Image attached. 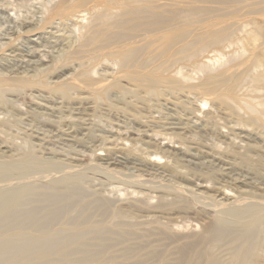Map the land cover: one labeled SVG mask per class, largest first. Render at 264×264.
I'll list each match as a JSON object with an SVG mask.
<instances>
[{
  "label": "bare ground",
  "instance_id": "1",
  "mask_svg": "<svg viewBox=\"0 0 264 264\" xmlns=\"http://www.w3.org/2000/svg\"><path fill=\"white\" fill-rule=\"evenodd\" d=\"M262 4L264 0H48L42 4L41 11L38 12L39 17H25L20 20L15 30L16 37L3 39V43H0L3 46L0 49L8 47L2 52L4 54L0 55V264H95L99 263L98 261L103 264L107 247H110L103 243L110 240L108 236H112L111 240L120 245L128 241L134 242L132 246L122 249L121 254V258L132 256L131 259H134L138 251L149 247L137 236L138 231H143L145 237H151V244H155L150 246L147 253V258L153 259L154 264L155 259H158L157 264H264L263 56H252L249 63L242 65L241 62V66L237 63L238 66L234 65L235 55L229 61L223 56V59H227L223 62L227 63L218 68L215 67L216 61L221 56L217 57V60L215 57V64H211L206 53L209 48L200 46L194 48V55L189 53L191 56L187 58L192 61L194 57L197 61L192 64L188 62L190 65L184 68L175 65L177 68L170 72L172 79L166 76V80L155 77L158 79L156 80L146 74L135 77L134 74L131 75L134 72L131 70L130 75L125 77L127 81L136 82L135 85L129 88L119 85L118 94L111 90L114 80H120L122 76L120 73V77H116L122 70L120 67V71L116 69L118 72L110 68L109 72L104 70L98 74L91 69L92 65L88 60L87 66H91V71L86 72L85 69L79 73L77 70L75 74V68L70 67L72 74L65 76L67 66L59 65L66 60L64 58L67 55L73 54L71 50L76 43L71 38L75 32L79 36L89 35L91 39H85L86 42L94 43L95 39L92 38L102 36L106 30L114 26L121 29L127 22L137 21L139 25L148 27L145 34L141 31L144 37L149 35L151 38L154 34H159L158 36H164L167 42L172 41L173 45H178L183 41L185 43L191 31L181 36H178L177 32L192 25L188 21L190 22L194 15H202L196 14L200 11L206 15L205 19L208 16L209 19H226L225 17L236 14L234 11L240 5L248 6L246 9L249 11L259 8ZM255 10L257 14L263 11L262 8L258 9L259 12L257 8ZM259 16H256V21ZM117 17H126V20L113 23L112 20ZM200 19L202 21V18ZM243 19L242 22H245L246 19ZM221 24L214 25L210 21L209 26L211 29ZM241 24L244 26L239 25L238 30L228 31L223 27L225 38L229 40L227 44L225 42L228 49L232 45L236 46V39L231 42V37L249 33L245 30L247 24ZM263 27L260 26L254 31L251 29L250 33L262 37ZM201 28L202 26L196 31L193 30L196 32L193 36L198 34L197 32L203 35L207 32ZM37 29L44 31V34L31 40L29 36L34 38L36 35L32 32L35 33ZM134 30L136 31V28ZM123 34L117 35L118 41ZM142 34L137 36L143 38ZM22 35H27L28 38L20 39ZM140 38L138 39L141 40ZM126 41L128 45V40ZM130 41L129 45H132ZM158 42L160 43L159 40ZM237 42L238 40L235 43ZM111 45L113 50L117 49ZM119 45L122 46L123 43ZM108 46L110 48V45ZM181 46L180 48H183ZM206 46L209 47L207 43ZM221 47L225 49L224 45ZM105 49L107 50L106 47ZM122 49L124 48H121V51ZM126 50L128 52V49ZM133 51L136 52L134 49ZM119 54L115 56L120 58ZM97 58L96 60L99 59ZM116 59L108 61L111 66L122 65V60ZM92 60L94 61V58ZM108 64L104 67L107 68ZM59 66L61 67L58 68ZM76 66L78 69L81 66L87 68L84 63H77ZM53 67L59 70L50 74L49 71ZM150 68L148 70H153L154 66L153 69ZM171 68L173 66L169 69ZM156 69L157 67L155 71ZM164 70L161 72L164 73ZM47 73L50 74L46 78L48 92L43 95L38 88L34 90V84L37 86L38 83H32L30 80ZM87 75L92 78L96 76L98 82L93 84L95 90L105 92L107 89L106 92L109 93H105L108 95L105 100H101L99 92L98 98L95 96L97 102L107 104L99 105L97 102L82 100L77 105H82L80 107L83 108L65 104L66 100L72 99V93L79 81L82 82L80 78L86 79ZM118 87L116 90L119 91ZM20 91L31 100L41 98L53 102V105L46 109L47 111L51 108L48 117L44 116L45 118L39 121L42 119L40 111L38 113L33 109L24 113L32 115L31 119L17 118L18 114L12 112L14 100L7 99L6 95ZM57 92V96L53 97V93ZM101 105L105 106V109H101V113L99 111L102 123L97 126L99 133L96 134V128L93 129L94 120L86 119L80 111L87 110L89 116L95 118L96 110L101 108ZM206 106L207 110H204ZM131 108L132 113L129 111ZM75 111L78 114H75ZM54 113H58L57 117L53 116ZM23 120L27 123L23 122L24 126H21V129L19 127V131H15L17 134H14L13 129ZM51 135L58 139L65 135L69 140L66 145L63 143V146H68V150H62L65 153L55 152L54 148H51L54 144L49 141L47 144L51 145L50 149L54 152L49 151L54 153L56 158L43 159V152L41 157L36 155V148H39V151L48 142L46 137ZM89 143H93L88 149L93 164L85 167L78 163L80 159L77 158L86 153L85 147ZM9 145L12 149L20 150L21 154L18 153L20 155L15 157L5 156L4 150L8 151ZM99 152H104V157L96 154ZM86 169H90L92 174L102 175L105 187H109L108 192L119 194L124 191L135 200H130L132 203L128 201L130 203L125 207L115 209L110 198L96 200L95 197L96 201L91 203H96L103 215L110 216V221L99 218L92 221L90 216L83 217L80 214L83 207L77 206V203H84L82 187H85V179H91L86 175ZM38 180H45L46 185H43L44 182L42 186L37 184ZM122 185L123 189L120 188ZM122 195L124 196L120 194ZM46 201L51 204V209H47L43 204ZM71 211H74L76 216H68ZM131 216L144 217V220L142 218V221L134 223ZM159 219L164 221L158 222ZM164 240L166 242H163ZM90 244H96L99 249L87 250L86 247ZM135 260H132L133 263ZM138 260L142 261V258ZM114 261L105 258L104 262L115 264Z\"/></svg>",
  "mask_w": 264,
  "mask_h": 264
},
{
  "label": "rangeland",
  "instance_id": "2",
  "mask_svg": "<svg viewBox=\"0 0 264 264\" xmlns=\"http://www.w3.org/2000/svg\"><path fill=\"white\" fill-rule=\"evenodd\" d=\"M10 1V2H9ZM17 1V2H16ZM29 1V2H28ZM35 1V2H34ZM43 1H48V0H0V43H3V39L5 40L6 38L8 39V38H15L16 37V29H17V25H18V23H20L21 21L20 20H22V19H25V17H26V19H31V18H37V17H39V13L38 12H40L41 10H40V8H41V6H42V4H45ZM21 2V3H20ZM43 2V3H42ZM12 3V4H11ZM19 3V4H18ZM21 4V5H20ZM20 6V8H18ZM246 7H248V6H246ZM246 7H244V6H238L236 9L237 10H235L234 12L236 13V14H233L232 16H227V17H225L226 19H224V18H210L209 19V16H208V18L207 19H205V14H203L201 11H200V13H196V14H202V15H194L193 16V18L192 19H190V22L188 21V23H190V24H192V25H188V26H186V28L184 27V29L182 28V30H180L179 32H177V35L178 36H181V35H185L186 33H188L189 31H191V32H193V34H191V32L190 33H188V35L187 36H189L187 39H185V43H184V41L182 42V43H180V44H178V45H173V43H172V41H169V42H167V40L165 39V38H163L162 36H158L159 34H154V36L152 37L151 36V38H150V36L148 35L147 36V38H146V36L144 37V34L146 33L145 32V30L148 28V27H146V25H139V22H137V21H133V23L130 21V22H127L126 24L128 25H125V26H123L121 29L120 28H118V27H116V26H114L113 28H111V29H108V30H106L104 33H102V36L100 35V37H97V38H92V39H95L94 40V43L91 41H87L86 42V40H88L89 38H90V36L89 35H82V36H79V34H77L76 32H75V34H73V38H71L73 41H75L74 43H76V44H74V46H73V44H72V53L74 54H71V55H67L65 58H64V60L65 61H67V62H65L64 60V62L63 63H59V65H62V67H64V65L65 66H67L66 67V71H65V76H68L69 74H72V73H70V72H72L71 71V68H75V74L77 73V70H78V72L79 73H81L82 71H85V69H87V71L86 72H89V71H91V69H93V70H95V72L96 73H98V72H100V73H102V71H107L108 70V72H109V70H110V68H112L113 69V71L114 72H118V71H120L121 69V71L120 72H118L117 73V76H116V73H115V76L116 77H120L119 75H120V73L122 74V76H123V78H126L125 76H127L128 74L130 75V73L132 72V71H134V72H132L131 73V75H133V76H135V77H140V75L141 76H145V74H146V76L147 77H153V78H155V77H158V79L159 80H166L167 78H166V76L168 77V79H172V76L170 75V72L172 71V70H174V69H176L178 66H183V68L184 67H186V66H189L190 64H192V63H194V62H196L197 61V59L196 58H194V57H192V61L191 60H188L187 58L188 57H190L191 55H194V52H192V51H195V49L194 48H198V47H200V46H205V48L206 49H208V50H206V53H207V55H208V59H210L211 61H210V63L211 64H213L214 62L213 61H215V57H216V60L218 59V58H220V56H221V60L220 59H218L219 60V63H218V60L216 61V64H217V66H215V67H218V68H221L222 66H220V65H223V64H225V63H227L226 61H227V59H225V58H228V61H229V59H231V57L233 56V55H235V56H233L234 58H235V62H234V65L237 63V64H239V66H241V62H242V65H244V64H247V63H249L252 59H250V57H252V56H258V55H260V56H263L264 57V35L261 37L260 35H259V37H257L258 35H253L252 33H250V31L252 32V30L254 31V29H256V28H258V27H263L264 26V17H263V13H264V4H262V5H260V7L258 8V7H256L257 8V11H258V9H261L262 8V10L263 11H261L260 13H256V8H253V9H249V11H248V8L246 9ZM13 8V9H12ZM36 9V10H35ZM239 9V10H238ZM244 9V10H243ZM241 10H242V12H241ZM36 11V12H35ZM259 12V11H258ZM31 13V14H30ZM34 13H36V14H34ZM38 13V14H37ZM11 14V15H10ZM248 15V17L246 16V15ZM252 14V16H250L249 17V15H251ZM259 14H260V16H259ZM33 15H35V16H33ZM37 15V16H36ZM246 16V18H244L245 16ZM254 15V16H253ZM259 16V17H257V21H256V16ZM201 16V17H200ZM241 16H243V18L241 17ZM198 17V18H197ZM236 17H239L240 18V20H239V18L237 19ZM263 17V18H262ZM200 18H202V21H201V19ZM234 18H236V19H234V21H233V19ZM249 20H248V19ZM251 18V19H250ZM260 18V19H259ZM195 19V21H197V22H195L196 24V26L194 25V22L192 21V20H194ZM204 19V20H203ZM213 19H215V20H213ZM242 19H243V21L245 20V22H242ZM124 20H126V17H120V18H115V20L113 19L112 21H113V23L114 22H120V21H124ZM223 20V24H221V21ZM227 20V21H226ZM229 20L231 21V22H229ZM210 21H211V23L212 24H214V25H218L219 23L221 24L219 27L218 26H216V27H214V28H211L210 29ZM224 21H226V22H224ZM248 21V22H247ZM249 21H250V23H249ZM193 22V23H192ZM229 22V23H228ZM259 22V23H258ZM131 23V24H130ZM137 23V24H136ZM200 23V24H199ZM235 23V24H234ZM241 23H243V24H247V25H245V27L247 28H245V30H246V32L250 35H246L245 34V36H244V34H242L241 36L240 35H234L233 37H231L232 39V41L231 42H233L235 39H236V41L238 40V42L237 43H235L236 41H234V45L236 44V46H231V48L230 49H228L227 47H226V45H225V42H226V44H227V42L229 41L228 40V38L226 39L225 37V34H224V30H223V27H226L227 28V30L229 31V29H231L230 31H232V30H238V28H240V26L242 25ZM199 24V25H198ZM224 24H225V26H224ZM234 25V27H232L233 25ZM250 24V25H249ZM252 24V25H251ZM262 24V25H261ZM6 25V26H5ZM108 25V24H107ZM136 25H137V27H136ZM227 25V26H226ZM230 25V26H229ZM232 25V26H231ZM240 25V26H239ZM255 25H256V27H255ZM259 25V26H258ZM141 26V28H142V30H140L141 28H139ZM202 26V28L201 29H203V31L204 32H206V30H207V32L206 33H204V35H209V37L206 35V36H204L202 33H200V32H197L198 34H196L195 36H193L195 33H194V31H196V29L197 28H199V27H201ZM242 26H244V25H242ZM251 26H254V27H251ZM188 27V28H187ZM189 27H191V29L189 28ZM193 27H195L196 29L194 30V28ZM237 27V28H236ZM248 27H251V28H248ZM130 28V29H129ZM136 28V31L134 30V29ZM215 28H219V29H215ZM264 28V27H263ZM121 30V32H120V30ZM123 29V30H122ZM126 29V30H125ZM127 29H128V31H127ZM132 29V30H131ZM189 29V30H188ZM210 29V30H209ZM213 29V30H212ZM252 29V30H251ZM109 30H111V31H109ZM115 30V31H114ZM124 30H125V32H124ZM131 30V31H130ZM134 30V31H133ZM194 30V31H193ZM218 30V31H217ZM222 30V31H221ZM10 31V32H9ZM23 31H25V29L23 30ZM38 31V32H37ZM37 31H35V33L34 32H32V34H35L36 36L33 38V36H29V38L31 39V40H34V39H36V37L38 36V35H42V34H44V33H42V32H44V31H41V29L39 30V29H37ZM48 31V30H47ZM127 31V32H126ZM137 31H138V33H137ZM139 31H140V33H139ZM144 33V34H142V32ZM108 32H110V33H108ZM131 32H134V33H131ZM218 32H221L220 34L218 33ZM84 32H81V34H83ZM106 33V34H105ZM126 34V35H124V34ZM200 33V34H199ZM218 33V34H217ZM222 33H223V35H222ZM5 34H6V36H5ZM61 34V33H60ZM60 34H57V36L58 35H60ZM80 34V35H81ZM108 34V35H107ZM119 34V36H120V34H123L122 36V38L121 39H119L120 41H118V39H117V35ZM128 34V35H127ZM142 34V36H143V38L141 37V36H137V35H141ZM28 35H31V34H28ZM74 35H77V37L76 36H74ZM104 35V36H103ZM135 35V36H134ZM161 35V34H160ZM200 35H202V36H200ZM213 35H215L214 36V38H213ZM252 35V36H251ZM84 36V37H83ZM126 36H128V38L126 37ZM157 36V37H156ZM192 36V37H191ZM218 36L220 37L219 39H218ZM21 38L20 39H27L28 37H27V35H22V36H20ZM141 37V38H140ZM155 37V38H154ZM160 37V38H159ZM162 37V38H161ZM222 37V38H221ZM234 37H236V38H234ZM247 37V38H246ZM82 38V39H81ZM132 38V39H131ZM134 38H136V40H133ZM138 38H140L141 40H139ZM144 38H146V39H144ZM216 38V39H215ZM238 38V39H237ZM74 39H76V40H74ZM86 39V40H85ZM91 39V38H90ZM129 39H131V41L129 40ZM153 39H155V40H153ZM160 39H164V41H162L161 42V40ZM202 41H201V40ZM250 39V40H249ZM255 39V40H254ZM114 40V41H113ZM126 40H128V45L126 44L127 43V41ZM142 40H144V41H142ZM146 40V41H145ZM158 40L160 41V43L158 42ZM187 40V41H186ZM221 40H223V41H221ZM82 41H84L83 43H82ZM125 41V42H124ZM129 41L131 42V43H133L132 45H135L137 42L139 43V45H138V43L135 45V46H132V45H129ZM140 41H142L141 43H140ZM154 41V43L156 44V43H158V44H160V45H158V44H154V43H151V42H153ZM215 41V42H214ZM218 41L220 42V43H218ZM259 41H261L262 42V44H261V42H259ZM86 42V43H85ZM117 44H116V43ZM136 42V43H135ZM222 42H224V43H222ZM246 42V43H245ZM249 42V43H248ZM80 43V44H79ZM82 43V44H81ZM119 43H123V45H125L126 46V49H128V52H127V50L125 49V46H121V45H119ZM125 43V44H124ZM130 43V44H131ZM205 45H204V44ZM206 43H207V45H209V47H207L206 46ZM215 43V44H214ZM251 43H253V44H251ZM89 44V45H88ZM106 44H107V46H106ZM111 44H113L114 45V48H117V49H114L113 50V48H111ZM150 46H152V47H150ZM152 44V45H151ZM153 44H154V46H153ZM181 44H182V46H183V48H185V49H183V48H180V46H181ZM184 44L185 45H188L189 46V48H188V46H184ZM190 44V45H189ZM211 44V45H210ZM240 45V47H237V46H239ZM241 44H243V45H241ZM250 44V45H249ZM259 44V45H258ZM80 45V46H79ZM108 45H110V48H109V46ZM119 45V46H118ZM146 45V46H145ZM157 45H158V49H157ZM191 45H193L194 47H192ZM225 46V49H224V47H221V46ZM249 45V46H248ZM88 46V47H87ZM102 46V47H101ZM116 46V47H115ZM118 46V47H117ZM129 46V47H128ZM160 46V47H159ZM181 46V47H182ZM242 46H244V48H242ZM248 46V47H247ZM262 46V47H261ZM0 47H2L3 48V46H2V44H0ZM77 47H79V48H77ZM105 47L107 48V50L105 49ZM113 47V46H112ZM133 47V48H132ZM230 47V46H229ZM262 49H261V48ZM8 48V47H7ZM7 48H5V49H0V51H1V53H0V55H3L4 53H2V52H5V50L7 49ZM75 48H77V49H75ZM97 48V49H96ZM121 48H124V49H122L123 51H121ZM149 48V49H148ZM153 48H155V49H153ZM193 48V49H192ZM239 48V49H238ZM242 48V49H241ZM250 48V49H249ZM82 49V50H81ZM130 49V50H129ZM133 49L136 51V52H134L133 51ZM153 49V50H152ZM222 49V50H221ZM228 50V52H227V50ZM232 49V50H231ZM239 51H238V50ZM76 50V51H75ZM99 50V51H98ZM110 50V51H109ZM238 52H237V51ZM243 52H242V51ZM249 51V52H246V51ZM251 50H253V51H251ZM96 51H98L97 53H96ZM101 51V52H100ZM109 51V52H108ZM121 51V52H120ZM126 51V52H125ZM131 51V53H129ZM234 51V52H233ZM257 51V52H256ZM101 54H103V55H101ZM112 52V53H111ZM184 52H185V54H184ZM214 52V53H213ZM226 52H227V54H226ZM251 52H253V53H255V54H253V53H251ZM99 53V54H98ZM113 54L114 53V55H111V54ZM120 53V54H119ZM122 53V54H121ZM159 53H160V55H159ZM183 55H182V54ZM191 53H193V54H190ZM205 53V54H206ZM220 55H219V54ZM233 53V54H232ZM235 53V54H234ZM238 53V54H237ZM245 53H246V55H245ZM76 54V55H75ZM109 54V55H108ZM115 54H116V56H118V54H119V56H120V58L119 57H116L115 56ZM131 54H132V57H131ZM134 54V55H133ZM152 56H150V55ZM161 54H162V56H161ZM180 54V55H179ZM222 54V55H221ZM237 54V55H236ZM100 56V57H98V56ZM106 55H108V57L106 56ZM125 55V56H124ZM149 55V56H148ZM176 55V56H175ZM182 55V56H181ZM186 55H187V57H186ZM217 55H219V56H217ZM230 57H228V56ZM72 58V60H71V58ZM75 56V57H74ZM96 56V57H95ZM102 56V57H101ZM106 58H105V57ZM111 56V57H110ZM115 56V57H114ZM121 56H123L122 58H121ZM130 56V57H129ZM225 57L224 59L226 60V61H224L223 62V58L222 57ZM240 56V57H239ZM99 59H98V58ZM134 57V58H133ZM167 57V58H166ZM183 57V58H182ZM218 57V58H217ZM242 57V58H241ZM69 58V59H68ZM94 58V61L96 60V58L98 59V60H96L95 61V63H94V61L92 60ZM103 58H105V61L104 62H102L103 61ZM116 59V60H122V65H119V66H111L112 64H110L108 61H112L111 59ZM130 58V60H128ZM133 58V59H132ZM146 58H147V60H146ZM151 58V59H150ZM163 58V59H162ZM165 58V59H164ZM168 58H169V60L170 61H172V62H170L169 60H168ZM171 58V59H170ZM176 58H178V60L176 59ZM180 58V59H179ZM185 58V59H184ZM102 59V60H101ZM124 59V60H123ZM167 59V60H166ZM183 59V60H182ZM196 59V60H195ZM250 59V60H249ZM85 60V61H84ZM90 61V65H92V67H91V69H90V67L89 66H87V64H88V62ZM106 60H107V62L109 63H107L106 62ZM159 60V61H158ZM166 60V61H165ZM177 60V61H176ZM181 60V61H180ZM186 60H188V61H186ZM99 61V62H98ZM133 61V62H132ZM168 61V62H167ZM178 61H179V63H178ZM191 61V62H190ZM238 61V62H237ZM81 62V63H80ZM85 62H87V63H85ZM106 62V63H105ZM127 62H129V64H127ZM142 62V63H141ZM153 62V63H152ZM164 62V63H163ZM170 62V63H169ZM183 62V63H182ZM187 62V63H186ZM190 64H189V63ZM223 62V63H222ZM77 63H78V65H82L83 63L85 64V66L87 67V68H85V67H83V66H81L79 69H78V67L76 66L77 65ZM99 63H101V64H99ZM105 65H104V64ZM118 63H120V62H118ZM146 63H148V64H146ZM151 63H152V65H151ZM158 63V64H157ZM166 63V64H165ZM175 63V64H174ZM177 63V64H176ZM88 64V65H89ZM97 64V65H96ZM106 64H108V66H110V67H108L107 66V68H105L106 67ZM139 64H140V67H138L139 66ZM161 64V65H160ZM163 64V65H162ZM169 64V65H168ZM172 64H174V65H172ZM215 64V63H214ZM236 64V66H238ZM95 65V66H94ZM100 65H102L101 67H99ZM116 65H118L117 63H116ZM125 65V66H124ZM128 65V67H126ZM133 65H134V67H133ZM136 65V66H135ZM175 65H177V67L175 66ZM105 66V67H104ZM123 66V67H122ZM153 66H154V69H153ZM169 66V67H168ZM171 66H173V68H171V69H169ZM220 66V67H219ZM231 66V65H230ZM61 66H59L58 68H60ZM71 67V68H70ZM121 69H120V68ZM137 67L139 68V69H137ZM141 67H143V68H141ZM149 67H151L150 69H153V70H148V68ZM157 67V69H156V71H155V68ZM158 67H162L161 69L160 68H158ZM55 68V69H54ZM57 67H53V69L51 68L50 69V71H49V73L50 74H52L53 73V71H56V70H59L58 68L56 69ZM77 68V69H76ZM84 68V69H83ZM98 68H100V69H98ZM105 68V69H104ZM123 68H128V69H123ZM132 68H134V69H132ZM145 68V69H144ZM179 68H182V67H179ZM101 69H103V70H101ZM118 71H117V70ZM143 69V70H142ZM160 69V71H158ZM165 69V70H164ZM97 70V71H96ZM101 70V71H100ZM116 70V71H115ZM132 70V71H131ZM147 71V73H144L145 71ZM161 70L163 71L164 70V73L163 72H161ZM124 71H126V72H124ZM127 71L129 72V73H127ZM131 71V72H130ZM151 73H150V72ZM154 71V73H152ZM158 71V72H157ZM167 71V72H166ZM136 72H139V73H136ZM144 73V74H142V73ZM155 72L156 73H159L158 75L157 74H155ZM166 72V73H165ZM49 73H47L46 75L45 74H42V75H39L38 77H36L35 79H31L30 81L32 82V83H38V85L36 86L35 84H34V90H36L37 88V90H40V91H42L43 92V95H47V94H45V92L47 93L48 92V90H46L47 89V82H46V78L47 77H49L50 76V74ZM78 73V74H79ZM127 73V74H126ZM149 73V74H148ZM160 73H162V75L160 74ZM169 73V74H168ZM73 74H74V72H73ZM99 74V73H98ZM119 74V75H118ZM148 74V75H147ZM153 74H155V75H153ZM139 75V76H138ZM151 75H153V76H151ZM122 76L120 77V80L118 79L117 81L116 80H114L115 82H113L114 83V85H113V88H112V90H111V92H114V93H117L118 94V92H120V88L118 87L119 85H122V86H125V87H127V88H129V87H132V86H134L135 84L134 83H136V82H133V81H127V78L126 79H123L122 78ZM171 76V77H170ZM115 77V78H116ZM165 77V78H164ZM94 78V79H93ZM91 77L90 75L88 76H86V79L85 78H82L83 80H84V83H83V80L80 78V80L82 81L81 83H80V81H79V84H78V86H76L75 88H74V91H73V93H72V95H73V97H72V99L71 100H66L65 101V104L67 103V104H71V106L72 105H74L73 107H75V106H77V107H80V106H82V105H77V103H81L82 101H85V102H97L98 101V93L97 92H99V91H97V90H95L94 88H93V84L95 83V82H98V80H97V78H96V76L95 77ZM162 78V79H161ZM90 79H93V81H91V82H89L90 81ZM117 79V78H116ZM122 79V80H121ZM136 79V78H135ZM135 79H134V81H135ZM156 79V78H155ZM158 79H156V80H158ZM124 80V81H123ZM126 81L130 84V86L126 83ZM133 82V83H132ZM40 83V84H39ZM118 83V84H117ZM121 83V84H120ZM81 84H82V86H81ZM124 84V85H123ZM81 86V88H80V86ZM86 85V86H85ZM128 85V86H127ZM132 85V86H131ZM42 87V88H41ZM43 87H46V88H43ZM116 87H118L119 88V91L118 90H116L117 88ZM82 88H85V89H82ZM93 88V89H92ZM43 89H45V90H43ZM78 89V90H77ZM106 90L107 89H105V92L104 91H100L99 92V96H100V98H101V100H105L106 99V97L108 96H106V94L105 93H109L108 91L106 92ZM26 92V91H25ZM94 92V93H93ZM101 92H103L105 95H103V93H101ZM97 93V94H96ZM8 94V93H7ZM57 94H58V92L57 93H53V97H56L57 96ZM96 94V95H95ZM6 96H8V98L7 99H11V100H14V102H13V104H12V109H14L12 112L15 114H18V116H17V118L19 117H21V118H29V119H31V117H32V115H29V114H24L25 112H31L33 109L34 110H37V112L39 113V111H40V117L42 118V119H39V121H41V120H43L46 116H47V114H49L50 112L49 111H51V108L49 109V110H47L46 111V109H48V107H50L51 106V104L53 103H51V102H49L48 100H43V99H37V100H31L28 96H26V95H23V94H21V91L20 92H16V93H13V94H8V95H6ZM82 96V97H81ZM97 98H96V97ZM78 97V98H77ZM82 98V99H81ZM88 98V99H87ZM95 98H96V100H95ZM105 98V99H104ZM161 99V98H160ZM41 100V101H40ZM82 100V101H81ZM159 100V99H158ZM70 101V102H69ZM57 102H59V101H57ZM162 101H160V103H161ZM99 105L100 104H103V105H106L107 104V102H97ZM44 104V105H43ZM45 104H47V106L45 105ZM97 104V105H98ZM15 105V106H14ZM49 105V106H48ZM53 105V104H52ZM86 105V104H85ZM43 106V107H42ZM39 107V108H38ZM57 107V106H56ZM76 107V108H77ZM86 107H88L87 105H86ZM105 107V106H104ZM102 105H101V108H99L98 110H96V116H95V118L94 117H90L89 116V114L90 113H88L89 111H87V110H85V111H83L82 109H81V111H80V108H83V107H80L79 108V110H78V112L80 111L81 113H83L84 114V117H87L86 119H93L94 121H93V129L94 128H96V129H94L95 131H97V132H95L96 134L97 133H99L98 132V127L97 126H99L101 123H102V119L100 118V114H99V111H100V113L101 112H103V110H101V109H105ZM207 107L208 106H206V107H204L205 109L204 110H207ZM32 108V109H31ZM39 109V110H38ZM133 108H131V109H129V111H131V113H132V110ZM43 110V111H42ZM46 111V112H45ZM49 112V113H48ZM76 112L77 111H75V114H76ZM78 112H77V114H78ZM85 112V113H84ZM46 113V114H45ZM86 113H88V116H87V114ZM19 114H20V116H19ZM58 115V113H54V117H57V115ZM65 115H67V113H64ZM56 115V116H55ZM23 116V117H22ZM28 116V117H27ZM31 116V117H30ZM45 116V117H44ZM93 116H94V114H93ZM48 117V116H47ZM53 119H56V118H53ZM97 119V120H96ZM19 120H21V119H19ZM28 121V120H27ZM101 121V122H100ZM23 122L24 123H27L26 122V120H23V121H21V122H19L18 123V126H17V128L15 127L14 129H13V132H15V131H19V127H20V129L22 128L21 126H24L23 125ZM100 123V124H99ZM19 124H21V125H19ZM17 129V130H16ZM13 132H12V134H13ZM14 134H17L16 132L14 133ZM59 135H62V134H59ZM18 136L21 138L22 137V135L19 133L18 134ZM52 135L51 136H48V137H46V139L45 140H47L48 142H46L44 145H43V147L44 148H47L48 150L46 151V150H44V148L43 147H41V149L38 151V149L39 148H36V155L38 154V156H40V155H42V153L41 152H43V155H42V158L44 157V158H46V159H50V158H56L54 155V153H50V151L52 152L53 150H51L50 149V146L51 145H49V144H47V143H49V141H51L50 143H52V144H54V146H51V148H54V151L55 152H62V150L64 151V150H68V146H65L66 145V141L67 140H69V139H67V138H65L66 136L64 135V136H62V137H64V139L61 137L60 139H58V138H55V136L54 137H52ZM18 138V137H17ZM55 138V140H53ZM3 139H4V137H3ZM63 139V140H62ZM0 140H2V139H0ZM53 140V141H52ZM56 140H58L57 141V143H56ZM18 141H19V139H18ZM17 141V142H18ZM33 141H36V140H33ZM54 142V143H53ZM59 142V143H58ZM63 143L65 144L64 146H63ZM91 144H93V143H89V144H86L87 146L85 147L86 148V153L82 156L81 155V157L79 156L77 159H80L79 160V164L80 165H82V166H85V167H89L90 165H92L93 164V162H92V159H91V156H90V154H89V152H88V149H90V146H91ZM201 144V145H200ZM49 147H47V146ZM90 145V146H89ZM199 145L201 146V149H202V142H200L199 143ZM11 146L9 145V149H8V151L7 150H4L6 153H5V156H10V155H14V157L15 156H17V155H20L21 154V151L20 150H15V149H12V147L10 148ZM66 147V148H65ZM88 147V148H87ZM43 148V149H42ZM57 148V149H56ZM73 148V147H72ZM78 149L79 148H81V147H77ZM84 149V148H83ZM15 150V151H14ZM50 150V151H49ZM58 150V151H57ZM20 151V152H19ZM44 151H46V152H44ZM53 151V152H54ZM203 151V150H202ZM8 152V153H7ZM39 152V153H38ZM88 152V153H87ZM18 153H20V154H18ZM62 153H65V152H62ZM53 154V155H52ZM96 154H99L101 157H104V152H99V153H96ZM52 155V156H51ZM41 157V156H40ZM58 157V156H57ZM60 157V156H59ZM120 157V156H119ZM43 158V159H44ZM61 158V157H60ZM88 172V173H87ZM86 175L88 176V177H90L91 179H89V181H88V179H85V183L83 184V186H85V187H82V192H83V195H84V197H85V201H84V203H77V206L78 205H81L82 207H83V209H82V211H81V213L80 214H82V216L84 217L85 215L86 216H90V217H92V221H95V220H98V218H99V220H105V221H110L109 219H110V216H107L106 214L105 215H103V211H101L99 208H97V204L96 203H91L92 201H96V200H99V199H101V198H107L108 197V199L110 198V201L111 202H113L114 204V208L115 209H117V208H120L121 206L122 207H125V206H127L131 201H134L135 199H133V198H131V196L130 195H126V193H124V191H121V193H119V194H117V193H114V192H108L109 190H108V188L109 187H105L106 185H104L105 183H104V179L102 178V175L100 174V173H95V174H92V171L90 170V169H86ZM97 177V178H96ZM93 178V179H92ZM97 179V180H96ZM101 179H103L102 181H101ZM94 181V182H93ZM44 182V183H43ZM87 182V183H86ZM96 182V183H95ZM100 182H103V184L102 183H100ZM37 184H41V186H42V183H43V185H46V183H45V180H38L37 182H36ZM92 183V184H91ZM95 183V184H94ZM98 183H100L99 185H97ZM102 184V185H101ZM102 186V187H101ZM89 187V188H88ZM123 185L120 187V188H122L123 189ZM95 188V189H94ZM99 188H101V189H99ZM106 188V189H105ZM97 190V191H96ZM107 190V191H106ZM94 192V193H93ZM102 192V193H101ZM103 193H104V195H103ZM111 193V194H110ZM108 194V195H107ZM117 194V195H116ZM120 194H124V196L122 195V196H120ZM103 195V196H102ZM107 195V196H106ZM126 196V197H125ZM129 198H128V197ZM95 197H96V200H94L95 199ZM118 197V198H117ZM126 198V199H125ZM128 198V199H127ZM93 199V200H92ZM126 200V201H125ZM131 200V201H130ZM128 201H130L129 203H128ZM155 201V200H154ZM153 201V202H154ZM128 203V204H127ZM132 203V202H131ZM45 206H47V209H51V204L48 202V201H46V202H44L43 203ZM112 204V203H111ZM41 205V204H40ZM154 205V204H153ZM74 213V214H73ZM73 213H72V211L68 214V216H70L71 214L73 215V217L74 216H76V213L73 211ZM152 215V214H151ZM138 216H139V214H138ZM70 217H72V216H70ZM140 217V216H139ZM131 218H134V220H133V222L135 223V222H137V221H142V220H144V217H141V218H137V217H133V216H131ZM143 218V219H142ZM150 218V217H149ZM142 219V220H141ZM107 221V222H108ZM164 220L163 219H159V221L158 222H163ZM20 226V225H19ZM58 227V226H57ZM149 227V226H148ZM136 229L137 228H140V227H135ZM150 228V227H149ZM137 233H139V234H137V236H139L140 237V239L142 240V242L145 244V245H148L149 247H146V248H144V249H142V250H140V251H138V253H136V255H135V258L134 259H131L132 258V256H129L130 258H126V259H128V260H126L125 258H121V254H123L122 253V249H124L125 247H127V246H132L133 244H134V242H131V241H128L127 243H125V244H122V245H120V244H117V243H115V241L114 240H111V238H113L112 236H108V239H110V240H107V241H104L103 243H105V244H107V246H110V247H107V251H106V259L107 260H109V259H111L112 260V262L114 261V259H116L115 261H114V263L116 264V262H117V264H120V263H122V264H130V263H132V264H135V263H137V262H140L141 264H152V262H153V264H154V261H153V259H148L147 257V253H148V251H149V249L151 248L150 246H153V245H155V244H151V242H152V238L151 237H145L144 236V233H143V231H138ZM105 236H107V235H105ZM156 240H157V237H156ZM163 242H166L165 240L163 241ZM131 243V244H130ZM157 244L159 245V243L157 242ZM98 246L96 245V244H90V245H88L87 247H86V249L87 250H89V251H96V250H98L99 248H97ZM155 247V246H154ZM157 249L159 250V247H157ZM145 253V254H144ZM142 254V255H141ZM108 255V256H107ZM139 256V257H138ZM117 257V258H116ZM119 257H120V259H119ZM105 258H104V261H105ZM137 258V259H136ZM142 258V261L141 260H138V259H141ZM136 259V260H135ZM125 260V261H124ZM131 260V261H130ZM135 260V263H133V261ZM156 260V262H155V264H157L158 263V259H155ZM103 261V264H105V262ZM137 261V262H136ZM99 263H101L102 264V262H100V261H98ZM99 263H95V264H99Z\"/></svg>",
  "mask_w": 264,
  "mask_h": 264
}]
</instances>
